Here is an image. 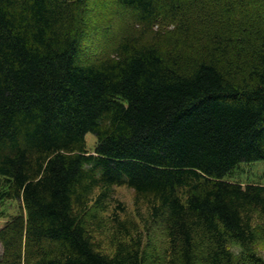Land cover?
Here are the masks:
<instances>
[{
	"label": "trees",
	"instance_id": "1",
	"mask_svg": "<svg viewBox=\"0 0 264 264\" xmlns=\"http://www.w3.org/2000/svg\"><path fill=\"white\" fill-rule=\"evenodd\" d=\"M258 161L264 0H0V264H264V184L225 179ZM123 185L162 256L95 247Z\"/></svg>",
	"mask_w": 264,
	"mask_h": 264
},
{
	"label": "rangeland",
	"instance_id": "2",
	"mask_svg": "<svg viewBox=\"0 0 264 264\" xmlns=\"http://www.w3.org/2000/svg\"><path fill=\"white\" fill-rule=\"evenodd\" d=\"M85 141L87 150L92 152L95 146L94 137L87 134ZM225 179L242 186L264 184V161L241 163ZM21 212L20 201L0 200V228ZM98 217L100 221L90 229V236L95 247L102 253L111 255L118 241L128 242L134 239L137 243L141 242L143 248L153 246L163 255V248L160 246L163 238L156 224L150 220L148 206L135 202L134 192L127 186L113 188L111 197L104 203ZM254 250L264 258V241L256 242ZM1 252L0 245V254Z\"/></svg>",
	"mask_w": 264,
	"mask_h": 264
}]
</instances>
